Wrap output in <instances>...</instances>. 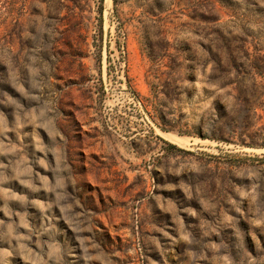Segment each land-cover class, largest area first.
<instances>
[{
  "label": "rangeland",
  "instance_id": "rangeland-1",
  "mask_svg": "<svg viewBox=\"0 0 264 264\" xmlns=\"http://www.w3.org/2000/svg\"><path fill=\"white\" fill-rule=\"evenodd\" d=\"M0 264H264V0H0Z\"/></svg>",
  "mask_w": 264,
  "mask_h": 264
},
{
  "label": "bare ground",
  "instance_id": "bare-ground-1",
  "mask_svg": "<svg viewBox=\"0 0 264 264\" xmlns=\"http://www.w3.org/2000/svg\"><path fill=\"white\" fill-rule=\"evenodd\" d=\"M167 139H169L170 141L172 142H175L176 144H180V145H183L186 143V140L180 138V137H177L175 135H170V134H163ZM186 145V144H185Z\"/></svg>",
  "mask_w": 264,
  "mask_h": 264
}]
</instances>
